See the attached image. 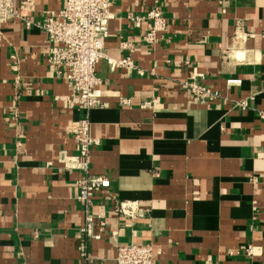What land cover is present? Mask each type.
Segmentation results:
<instances>
[{"label":"crops","instance_id":"crops-1","mask_svg":"<svg viewBox=\"0 0 264 264\" xmlns=\"http://www.w3.org/2000/svg\"><path fill=\"white\" fill-rule=\"evenodd\" d=\"M33 1L42 22L67 0ZM154 5L169 27L152 48L147 23L127 16ZM112 12L106 52L136 68L101 60L104 105L88 112L68 106L70 83L50 69L39 27L17 18L1 29L0 264H115L116 242L152 243L155 264H264V0H113ZM240 24L247 38L233 40ZM193 79L219 97L198 101L180 86ZM86 115L99 141L90 173L148 209L123 224L98 196L101 240L80 231L84 173L59 161L78 152L74 127Z\"/></svg>","mask_w":264,"mask_h":264},{"label":"built area","instance_id":"built-area-1","mask_svg":"<svg viewBox=\"0 0 264 264\" xmlns=\"http://www.w3.org/2000/svg\"><path fill=\"white\" fill-rule=\"evenodd\" d=\"M113 0H67L59 10L48 11L41 22L30 17L33 0H0V32L4 24L17 18L25 20L27 26L39 27L50 41L48 65L57 79L70 83L71 93L66 98L69 107H77L85 112L102 107V78L98 74V64L107 60L111 68H136L129 57L113 58L106 52L109 37V23L114 18ZM18 6V7H17ZM127 18L134 24L147 23L145 33L146 44L155 47L168 31L169 21L158 5H154L145 15L128 14ZM264 36V32L262 34ZM247 38L242 24L237 25L233 40ZM240 78L229 79V86L240 84ZM180 86L189 90L200 102H211L219 97V93L199 83L197 79L187 80ZM122 105H130L131 101L123 98ZM245 106V102L239 103ZM78 142V152L70 154L63 150L59 158L66 170H78L84 173L78 181L77 200L83 214L81 234L92 240H101L107 233V212L96 204L98 196L105 203L112 202V212L124 220L123 224L134 222L148 211L137 201L120 200L111 193V181L104 175L90 173L91 149L99 141L90 134L88 116L83 117L74 127ZM114 237V236H113ZM115 238V237H114ZM81 255L86 257L85 247L80 248ZM252 253V246H248ZM155 250L152 243H120L116 242L115 264H155Z\"/></svg>","mask_w":264,"mask_h":264}]
</instances>
